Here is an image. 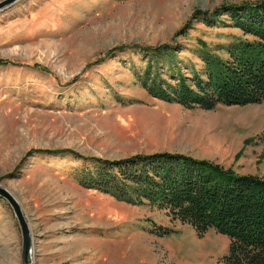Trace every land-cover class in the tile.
I'll return each mask as SVG.
<instances>
[{
  "label": "rangeland",
  "instance_id": "374dc122",
  "mask_svg": "<svg viewBox=\"0 0 264 264\" xmlns=\"http://www.w3.org/2000/svg\"><path fill=\"white\" fill-rule=\"evenodd\" d=\"M253 1L16 0L0 10V59L11 63L0 66V188L27 224L30 264H215L228 253L214 229L198 236L165 211L82 188L80 163L53 153H179L264 176V104L187 110L151 98L134 76L146 64L134 47L145 46L178 45L182 74L203 71L202 47L225 57L219 47L243 35L190 18ZM0 264H22L21 228L3 198Z\"/></svg>",
  "mask_w": 264,
  "mask_h": 264
},
{
  "label": "trees",
  "instance_id": "16d2710c",
  "mask_svg": "<svg viewBox=\"0 0 264 264\" xmlns=\"http://www.w3.org/2000/svg\"><path fill=\"white\" fill-rule=\"evenodd\" d=\"M194 19L207 27L238 29L243 37L219 47L225 57L202 47L197 56L203 71H192L190 77L182 74L175 60L178 45L134 47L146 60L144 68L134 72L136 82L151 98L187 110L264 104V0L225 5L212 13L198 11L190 18ZM9 64L0 59L1 67ZM53 154L80 163L77 183L84 189L165 211L198 236L209 229L226 236L228 253L215 264H264V176L236 174L215 162L179 153L119 159L82 156L69 149ZM154 233L170 231L158 228Z\"/></svg>",
  "mask_w": 264,
  "mask_h": 264
},
{
  "label": "water",
  "instance_id": "95a60500",
  "mask_svg": "<svg viewBox=\"0 0 264 264\" xmlns=\"http://www.w3.org/2000/svg\"><path fill=\"white\" fill-rule=\"evenodd\" d=\"M16 0H3L0 2V10L3 9L4 7L12 4ZM0 198H3L8 201V203L11 205L13 208L15 215L17 217L19 226L21 228L22 232V264H30L31 263V257H30V237H29V231L27 224L20 212V208L16 201L11 197V195L4 190L3 188H0Z\"/></svg>",
  "mask_w": 264,
  "mask_h": 264
},
{
  "label": "bare ground",
  "instance_id": "6f19581e",
  "mask_svg": "<svg viewBox=\"0 0 264 264\" xmlns=\"http://www.w3.org/2000/svg\"><path fill=\"white\" fill-rule=\"evenodd\" d=\"M30 255V254H29Z\"/></svg>",
  "mask_w": 264,
  "mask_h": 264
}]
</instances>
